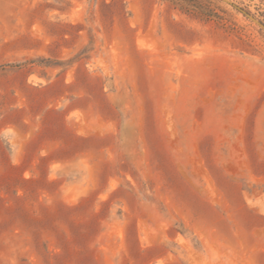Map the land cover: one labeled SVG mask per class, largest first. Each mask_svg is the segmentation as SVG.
<instances>
[{
	"label": "rangeland",
	"instance_id": "374dc122",
	"mask_svg": "<svg viewBox=\"0 0 264 264\" xmlns=\"http://www.w3.org/2000/svg\"><path fill=\"white\" fill-rule=\"evenodd\" d=\"M0 264H264V0H0Z\"/></svg>",
	"mask_w": 264,
	"mask_h": 264
}]
</instances>
